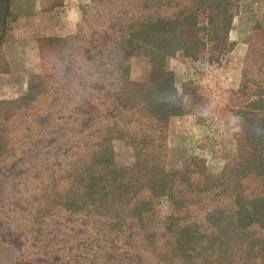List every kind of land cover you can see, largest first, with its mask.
Listing matches in <instances>:
<instances>
[{"label": "rangeland", "instance_id": "rangeland-1", "mask_svg": "<svg viewBox=\"0 0 264 264\" xmlns=\"http://www.w3.org/2000/svg\"><path fill=\"white\" fill-rule=\"evenodd\" d=\"M2 1L0 264L234 263L233 197L264 195L243 168L264 148L259 6L231 0L227 37L210 39L216 0H9L3 19ZM145 164L168 195L136 183ZM123 192L150 201L139 220L118 217ZM240 232L264 240L258 223Z\"/></svg>", "mask_w": 264, "mask_h": 264}, {"label": "trees", "instance_id": "trees-1", "mask_svg": "<svg viewBox=\"0 0 264 264\" xmlns=\"http://www.w3.org/2000/svg\"><path fill=\"white\" fill-rule=\"evenodd\" d=\"M215 1V0H213ZM231 0H216L214 2L215 5V10H216V16L214 19H210V22H214L213 24H215V31L210 32V39H212L213 37H221V38H226L227 34L229 32V28H230V24H231V15L229 14V2ZM211 3V2H210ZM213 4V3H211ZM2 5H3V12H2V19L4 17H7L9 15V0H3L2 1ZM143 25V24H142ZM145 26V25H144ZM146 29L149 28V26H145ZM221 33L222 35H217V33ZM208 35V36H209ZM181 46V45H180ZM179 48H183L184 51L188 50L189 47L187 45H184L179 47ZM172 51H162V52H151L152 55L157 56V57H165L168 54H171ZM158 54V55H157ZM170 92L172 90L173 92V88L170 87ZM163 106H165V110L163 112L164 116H168V115H172L175 114L178 111V107H176L174 105V103L172 101H168L166 103L163 104ZM149 137V136H148ZM147 136L146 138L144 137H140L139 139L142 140V147L140 148L139 152L140 154H145L146 150V145L150 144L151 139H149ZM258 137H263L262 134L258 135ZM262 142L260 143V148L259 147H255L253 146L252 150L253 153L249 156V158L246 160V162L244 163L243 168L245 170H247L248 173L250 174H257L259 176H261V178L264 180V148L262 147ZM111 152V151H110ZM102 153V152H100ZM140 154L138 153L137 155V159H140ZM103 154L102 155H98L96 156V161L99 158H103ZM140 161L137 160L136 163H139ZM99 164V162H98ZM114 169V168H113ZM152 169H150L147 164H145L144 166H142V169H140V171L136 172V179L138 181H136L137 184H142L144 185V181H147L149 179V175H151L150 177L152 178L153 183L149 184V191L151 193V188H152V193L151 195H153V193L156 196L159 195H165L170 192V186L171 183L169 184V188L168 190L165 188H161L159 189L158 187H155V184L158 181V176L161 174L160 172H153L151 174ZM96 177H101V173L99 175H97ZM100 180V178H95ZM140 181V183H139ZM127 182H123V184L125 185ZM212 183H215L214 181H212ZM94 184V180L92 179L91 182V186H93ZM141 185V186H142ZM102 189V187H101ZM264 192V189H263ZM96 193H91L90 197H93V195H95ZM102 196H105V194H102ZM101 196V197H102ZM121 196H123V199H127V201L129 202V206H127V209H122L119 211V218L120 219H124V218H137L139 220L140 215L143 211H146L150 208V201L148 199H146V197H139L137 198L135 194L133 195H125V193H121ZM131 196V197H128ZM233 203L236 207L235 211H233V215H232V221L230 222L229 226H230V231L233 233V237L234 240H236L237 236L238 239L235 243L234 246H232V250L233 252L232 254V258L234 263L231 262L230 259H228V263L224 260L223 257H221L220 255L216 256V259H211L210 256H212V254H208L207 257L204 259L206 261L207 264H244L245 259L247 257V255L249 254L250 256V260H249V264H256V260L255 258L258 256L263 257L264 256V240H259V241H252V243L249 244L248 249H247V242L246 241V234L242 233L240 231L246 230L248 229L253 223H258L260 225H262L264 227V195H262L261 197L259 196H252V195H248L247 193H245V195H241L236 193L233 197ZM181 217H179V219L177 217L173 218L171 220L170 225L173 226H178V221L180 220ZM212 218H214V220H217V218L215 216H213ZM177 223V225H176ZM187 230V229H186ZM188 232L185 231V227L182 228L180 231L174 232L171 234V237H174V241L173 243H175L176 245H178V249L183 253V249H182V243L186 246V237H183L185 235H187ZM238 234V235H237ZM152 236V235H151ZM151 236H149L150 238V242H153L154 240H151ZM235 242V241H234ZM231 249V248H230ZM247 251V252H246ZM243 253H245V259L242 260V258L244 257ZM169 259L172 258L171 263L172 264H182V259H181V254L180 253H176L173 256H167L166 254L163 255L162 259ZM197 261V258H193L190 262L191 263H195Z\"/></svg>", "mask_w": 264, "mask_h": 264}, {"label": "crops", "instance_id": "crops-1", "mask_svg": "<svg viewBox=\"0 0 264 264\" xmlns=\"http://www.w3.org/2000/svg\"><path fill=\"white\" fill-rule=\"evenodd\" d=\"M243 2H248V1H250V5H252V7L251 8H256V5H258L259 6V10H261L260 11V14H264V0H242ZM254 12H257L256 11V9L254 10V11H252L251 13H254ZM258 16H261V15H258ZM262 18L264 19V15H262ZM70 21H68V23H69ZM69 26L70 27H75L76 26V24L75 23H69Z\"/></svg>", "mask_w": 264, "mask_h": 264}]
</instances>
